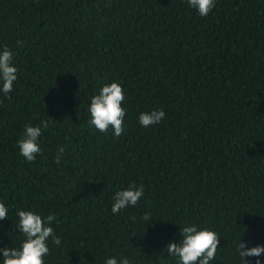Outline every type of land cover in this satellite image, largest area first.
I'll return each instance as SVG.
<instances>
[{"label": "trees", "instance_id": "trees-1", "mask_svg": "<svg viewBox=\"0 0 264 264\" xmlns=\"http://www.w3.org/2000/svg\"><path fill=\"white\" fill-rule=\"evenodd\" d=\"M5 46L18 80L0 95V247L24 239L17 207L56 215L46 264H176L162 249L185 222L217 232L215 264H238L240 237L264 244V0H216L204 17L186 0H0ZM112 81L125 92L120 136L88 124L89 98ZM161 108L159 124L138 123ZM41 119L29 163L16 140ZM133 182L144 196L113 215V192Z\"/></svg>", "mask_w": 264, "mask_h": 264}, {"label": "clouds", "instance_id": "clouds-1", "mask_svg": "<svg viewBox=\"0 0 264 264\" xmlns=\"http://www.w3.org/2000/svg\"><path fill=\"white\" fill-rule=\"evenodd\" d=\"M187 6L193 9L199 16H207L216 6V0H186ZM18 43H21L18 41ZM13 61V53L7 46L0 48V95L7 98L13 91L18 80V69ZM125 92L120 83L112 81L102 85L98 92L89 98L87 112L88 124L100 132H105L111 127L114 136H120L124 131L126 107ZM165 111L152 109L138 114L137 121L142 127H150L159 124L165 117ZM50 121L41 119L39 123H26L23 126L17 140V155L26 162H34L37 155L42 152L40 138L44 131L48 130ZM66 151V146L57 145L54 160L60 163ZM144 196V185L134 182L127 187L115 190L111 198V212L113 215L128 208L137 206ZM10 208L4 199H0V221L6 220ZM16 230L24 239L17 247H0V264H46V257L50 254L49 244L61 245V237L56 234L53 223L57 217L49 212L46 215L38 211L24 207H17L14 211ZM136 221V217H131ZM141 223L147 224V228L153 221L150 213L145 212L139 218ZM175 224V223H174ZM179 225V242L170 240L162 249L168 258L175 260L176 264H215L220 238L217 232L201 227L195 222H185ZM234 253L238 257V264H253L248 258H254V264H264L261 259L264 255V244L247 246L242 237L234 242ZM103 264H134L129 256L115 255L105 256Z\"/></svg>", "mask_w": 264, "mask_h": 264}]
</instances>
